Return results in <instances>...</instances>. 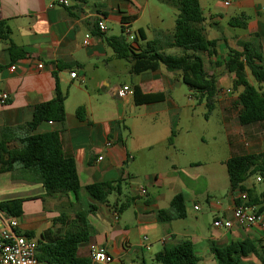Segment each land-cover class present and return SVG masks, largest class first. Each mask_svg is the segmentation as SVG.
Returning <instances> with one entry per match:
<instances>
[{
    "label": "crops",
    "instance_id": "obj_1",
    "mask_svg": "<svg viewBox=\"0 0 264 264\" xmlns=\"http://www.w3.org/2000/svg\"><path fill=\"white\" fill-rule=\"evenodd\" d=\"M55 1L0 0V23L10 32L9 41L0 39V91L10 96L7 104H0V129L21 127L12 139L23 138L26 135L24 126L32 118L33 107L53 98L57 81L60 90L66 94L65 123L62 127L43 122L34 134L58 133L64 156L74 159L81 190L76 196H47L40 184L33 183L15 166L13 174L5 173L9 180H0V196L10 195L17 187L28 189L26 196L21 198L28 199L25 203L32 206L23 207V216L18 218V232H32L36 241L43 231L63 232L61 224L53 223L57 218L85 221L92 232L87 243L78 248L77 256L89 259L91 264V246L105 248L113 259L109 264H156V253L184 240L192 242L200 260L198 264H217L211 253L214 246L223 247L244 239L264 246L260 241L261 227L234 225L224 230L212 226L215 218H232L238 204V192L230 191L227 202L219 201L212 195L218 190L213 182L215 175L210 170L204 174L198 172L202 166L200 161H191L185 167L179 165V157L189 147L185 142L178 144L180 134L173 130L172 117L168 123L170 137L167 132L162 135L156 130L155 115L170 116V112L180 110L171 93L175 83L179 85V74L160 66L154 72L130 75L128 63L118 59L105 42V37L120 36L124 17L131 20L130 31L135 34L141 30L146 40L171 35L175 8L157 0H68V6ZM211 1L204 0L205 4ZM226 1L229 5L224 17L213 13H208L207 17L199 0L205 18V36L216 41V55L202 53L203 61L207 57L218 62L222 57L223 64L229 49L241 51L245 43L264 59V8L254 0H225L223 5ZM162 5L175 10L172 14L168 12V24ZM247 8L252 9V13H246ZM237 11L239 14L235 15ZM240 15L246 18L245 26L231 27L229 21ZM223 20L227 28L222 25ZM98 21L104 22V32L98 30ZM233 29H241L243 34L238 35ZM10 42L18 48L15 55L21 54L13 62L8 50ZM70 71H75L78 78L71 79ZM205 72L214 75L211 71ZM230 80L233 89V75ZM124 85L131 89L138 86L143 94L163 93L164 99L136 106L133 96L126 100L114 96L115 89ZM263 85L259 86L262 93ZM233 90L239 91L237 96L223 98L230 90L221 89L215 103L222 113L228 143L226 157L216 159L221 167H225L224 163L230 157L264 151V103L260 106L259 120L242 126L238 122L242 108L241 88ZM113 99L117 103L114 104ZM78 107L85 110L83 120L75 114ZM127 109L132 114L138 109L144 112L136 114L135 118L142 124L138 128L131 126L126 138L118 122L126 127L124 116ZM132 133L135 134L133 140L130 139ZM170 138L171 150L165 148L162 151L160 143L169 144ZM11 145L17 146V142ZM99 157L102 159L98 160ZM164 161L168 162L167 165L163 164ZM138 177L143 183L136 181ZM198 179L204 181V187L195 186ZM117 181H122L121 194L112 193L105 204L93 202L83 190L87 185ZM244 185L252 189L247 181ZM141 188L146 190L145 195L140 194ZM179 193L185 197L186 217L162 223L159 211L167 209L172 198ZM10 199L16 198L0 200ZM90 204L96 210L85 214ZM144 237L147 240L144 241ZM144 245H149V249L146 250ZM252 256L257 258L255 254L247 258Z\"/></svg>",
    "mask_w": 264,
    "mask_h": 264
},
{
    "label": "trees",
    "instance_id": "obj_2",
    "mask_svg": "<svg viewBox=\"0 0 264 264\" xmlns=\"http://www.w3.org/2000/svg\"><path fill=\"white\" fill-rule=\"evenodd\" d=\"M171 5L176 10L174 30L171 35H163L161 39L146 40L143 32L137 30L130 42L125 34L130 30V19L122 18V30L119 37H105V42L111 47L118 59L128 63L129 74L139 75L144 72H154L160 66L171 73H178L181 81L188 88L190 95L197 103L204 102L206 116L215 108L219 93L214 75L205 72L202 53L216 55V41L208 40L204 33L205 21L199 0H157ZM245 16L240 15L229 21L231 27H244ZM9 29L0 23V39L9 41ZM140 43V44H139ZM133 44L138 47L135 48ZM18 48L10 42L9 53L12 62ZM166 49H180L181 55L165 53ZM227 73L234 76L233 89L241 88L239 94L242 108L238 113V122L242 126L250 125L259 120L260 106L264 103V93L247 78V71L260 86L264 84V59L250 44H243L242 50L229 49L227 59L223 62ZM133 101L136 106L163 101L164 94H143L138 86L133 88ZM66 94L56 81L53 98L38 104L32 109V118L24 126L26 135L16 140L12 136L21 129H0V173H14L15 166L20 172L27 174L33 183L40 184L47 196H76L81 190L76 166L73 158L64 156L57 132L34 134L43 122L56 123L63 127L66 119ZM78 119L85 118V110L78 107L75 111ZM173 134V132H172ZM17 142L16 145H11ZM226 172L231 192L246 193L248 205L256 206L260 213L264 212V191L258 197L252 196V191L245 187L248 178L255 176L264 179V151L230 157L225 161ZM121 182H103L87 185L83 188L89 198L96 203L105 204L109 195L121 194ZM28 199L16 198L0 200V211L14 218L23 216V204ZM240 204L239 201H237ZM93 204L88 206L85 214L95 212ZM186 217V201L183 194L175 195L167 209L159 211L162 223L180 220ZM54 224L63 226L62 233L43 231L36 239L38 259L47 264H91L89 259L77 256L78 248L87 243L92 232L87 223L80 219L60 217ZM24 236L34 239V233L25 232ZM211 253L217 264H242L243 259L251 254L257 256L259 264H264V246L256 245L251 239L233 241L223 247H212ZM156 264H198L200 261L194 252L190 240H184L174 245L165 246L154 255Z\"/></svg>",
    "mask_w": 264,
    "mask_h": 264
},
{
    "label": "rangeland",
    "instance_id": "obj_3",
    "mask_svg": "<svg viewBox=\"0 0 264 264\" xmlns=\"http://www.w3.org/2000/svg\"><path fill=\"white\" fill-rule=\"evenodd\" d=\"M223 1L225 0H212L210 4H205L204 0H201V4L204 8L206 16L208 17V13H213L223 15L224 17L227 10L226 6L223 5ZM254 2L260 3L262 9L264 8V0H254ZM162 6L165 22L166 24H168V12H171L172 14V12H175V10L165 5ZM245 11L248 14L252 13V9L249 8L245 9ZM236 14H239V12L237 11L235 15ZM222 25L227 28V24L224 20L222 22ZM233 30L238 35L243 34V30L241 29ZM165 53L175 56H180L182 54L180 49H166ZM204 61L205 70L207 72H213L216 79L218 80L217 86L219 88V91L226 88L230 90L229 93L223 96V98H232L233 96H237L239 91L236 92L232 89L230 80L231 74L227 73V71L225 70L224 65L222 64V57H220V60L218 62H213L207 57L204 58ZM247 78L250 83H252L256 87H259V85L251 77L249 71H247ZM261 90L264 91V85L261 87ZM171 93L173 98L179 104L180 110L170 112V116L163 113L155 115L156 130H158V132H162V135L167 132L170 137V131L168 130L169 117H172L174 119L175 126L173 130L175 131V134H180L178 144H184L185 142L189 147L186 153L182 157H179V165L185 167V165H187L191 161H200L202 166L197 169L198 172L204 174L205 171L210 170L211 173L215 175L213 182L215 184V188H217L218 191H216L215 194H212L213 197H215V199L219 201L227 202L230 188L226 169L225 167H221V164H219V162H216V159H224V157H226L228 153L226 128L224 126L222 113L219 107L215 106L214 110L208 116H206V108L204 102L200 104L197 103L196 98L190 95L188 88L182 83L180 79L179 85L175 83V86H173ZM232 100L233 99H231L230 101ZM113 102L115 104V102L117 103V100L113 99ZM142 112H144L143 109H138L134 114H132L128 109L126 110L124 116V124L126 127H123L122 123L118 122L119 129L124 137H129L130 134L128 129H130L131 126L134 128H138L139 124H142V121L135 118L136 114ZM172 113H174L175 116H173ZM142 128L143 127H140V130H142ZM130 139H135V134L132 133ZM155 141H158V139L155 138ZM168 143L169 144H167L166 142L160 143L159 148L162 151L165 148H170L169 150H171V138L169 139ZM197 148H199L200 151H197ZM167 163L166 161L163 162L164 165H167ZM0 180H9V175H0ZM136 181L143 183V179L140 177H138ZM247 184L252 187L251 191L253 197H255V195L258 197V195L262 191H264V179H262L261 182H256L255 176H252L248 178ZM197 185L198 187L202 188L205 186V183L202 179H198L195 186ZM27 190L28 189H25L24 187H17V189L14 190V192L10 193V195L0 196V199L25 197ZM128 192L130 191L128 190ZM125 194L127 195V189L125 191ZM200 202L205 205L202 199H200ZM31 206L32 205L30 203H24L23 207L30 208ZM209 221L211 222V219ZM256 245H258V242H256ZM205 262H207V260H205ZM243 263L259 264L257 258L254 256L244 259Z\"/></svg>",
    "mask_w": 264,
    "mask_h": 264
},
{
    "label": "built area",
    "instance_id": "obj_4",
    "mask_svg": "<svg viewBox=\"0 0 264 264\" xmlns=\"http://www.w3.org/2000/svg\"><path fill=\"white\" fill-rule=\"evenodd\" d=\"M55 3L63 6H68V0H56ZM225 6L229 5V1L224 2ZM97 27L100 32L106 30L103 21L97 22ZM125 34L128 41L134 39V34L129 29H126ZM39 68L42 65L38 66ZM69 76L71 79H77L78 75L75 71H70ZM114 96L121 100H126L128 97L133 96V90L127 86H121L115 89ZM10 96L5 91H0V104L5 105L9 102ZM110 145L109 143L107 144ZM99 157L98 160H101ZM260 182V178H256ZM140 194L145 195L146 190L140 189ZM237 204L233 210L231 219L215 218L212 226L217 229L229 230L234 225L244 228L261 227L262 232L260 241L264 244V214L257 210L256 206L248 205V197L246 193L238 192ZM194 209H198L195 207ZM19 221L18 218L9 216L8 214L0 211V264H47L38 259L37 245L34 239L27 238L18 232ZM147 240L146 237L143 239ZM163 241V240H162ZM149 245H144L146 250ZM89 254L93 264H109L112 262V256L109 255L105 248L98 246H91ZM127 264H134L132 262Z\"/></svg>",
    "mask_w": 264,
    "mask_h": 264
}]
</instances>
